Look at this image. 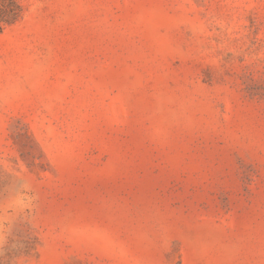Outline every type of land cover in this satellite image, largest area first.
I'll return each mask as SVG.
<instances>
[{"label":"rangeland","instance_id":"rangeland-1","mask_svg":"<svg viewBox=\"0 0 264 264\" xmlns=\"http://www.w3.org/2000/svg\"><path fill=\"white\" fill-rule=\"evenodd\" d=\"M15 1L0 264H264V0Z\"/></svg>","mask_w":264,"mask_h":264},{"label":"trees","instance_id":"trees-1","mask_svg":"<svg viewBox=\"0 0 264 264\" xmlns=\"http://www.w3.org/2000/svg\"><path fill=\"white\" fill-rule=\"evenodd\" d=\"M17 7L15 0H0V20H4L7 13H15Z\"/></svg>","mask_w":264,"mask_h":264}]
</instances>
